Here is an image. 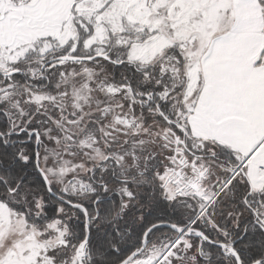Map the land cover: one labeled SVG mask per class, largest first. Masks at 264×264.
<instances>
[{
  "label": "snow or ice",
  "instance_id": "obj_1",
  "mask_svg": "<svg viewBox=\"0 0 264 264\" xmlns=\"http://www.w3.org/2000/svg\"><path fill=\"white\" fill-rule=\"evenodd\" d=\"M0 264H264V0H0Z\"/></svg>",
  "mask_w": 264,
  "mask_h": 264
}]
</instances>
